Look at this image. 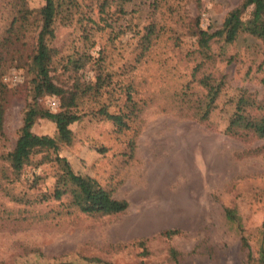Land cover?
Masks as SVG:
<instances>
[{
    "label": "rangeland",
    "instance_id": "rangeland-1",
    "mask_svg": "<svg viewBox=\"0 0 264 264\" xmlns=\"http://www.w3.org/2000/svg\"><path fill=\"white\" fill-rule=\"evenodd\" d=\"M71 1L68 22L56 19L50 42L53 82L69 87L68 61L83 53L91 60L78 72L80 80L95 82L101 61L111 82L99 95L81 99L78 110L84 116L70 126L73 140L57 154L74 172L126 200L128 208L117 215H88L71 207L67 196L53 199L52 151L32 155L19 174L2 159L14 148L32 103L26 55L38 28L30 26L22 34L23 59L5 56L0 79L6 100L0 132V264H246L241 239L255 257L264 223V139L230 136L225 128L239 90L264 101V66L257 70L262 41L248 35L230 45L213 40V58L207 61L190 34L194 25L219 29L241 0H132L112 4L104 18L98 0ZM23 2L33 17L45 0ZM15 3L0 0V40L16 16ZM149 25L155 35L141 54ZM221 77L223 92L209 119L200 122L182 99H207ZM129 85L138 111L119 131L96 113L102 106L110 113L127 111ZM38 105L56 113L60 99L41 97ZM55 131L44 118L32 127L40 136L53 137ZM226 209L235 210L239 225L226 219ZM170 229L179 233L159 235Z\"/></svg>",
    "mask_w": 264,
    "mask_h": 264
},
{
    "label": "trees",
    "instance_id": "trees-1",
    "mask_svg": "<svg viewBox=\"0 0 264 264\" xmlns=\"http://www.w3.org/2000/svg\"><path fill=\"white\" fill-rule=\"evenodd\" d=\"M16 16L6 35L0 40V79L3 73L4 57L9 55L18 61L23 59L20 48L26 43L22 39L23 31L30 26L38 28V34L34 46L27 53L26 66L28 73L32 75V103L24 112L22 126L20 127L14 148L3 154L2 159L7 162L12 173L19 174L25 165L29 163L32 155L42 152L52 151L55 156L57 179L52 193V198L60 200L62 197L69 198V205L81 213L88 215H117L125 212L128 208L126 200L113 198L110 191L105 190L93 178L80 175L73 171L70 163L57 153L61 145H69L73 140L70 126L82 119L84 114L78 110L81 99L87 95H99L103 86L110 85L111 77L103 73V67L96 66L95 82H82L78 72L86 67L91 60L88 53L78 55V58L70 59L72 75L69 87H61L53 82L51 71L54 57V50L50 47V42L54 38V25L56 19L60 18L66 23L69 20L70 10L74 8L71 0H45L44 5L37 11L35 16L25 6L23 0H14ZM132 0H98L97 8L102 18L106 15L107 8L112 4L125 5ZM200 1V0H198ZM119 10H122L120 8ZM250 10L246 19L241 17L244 11ZM190 31L196 37L198 52L207 61L213 58L211 54V42L221 41L224 45H230L242 35L262 41L260 50L261 63L257 70L261 71L264 66V0H241L240 5L227 13L221 27L209 32L198 25ZM141 44V54L149 49L155 35L154 25L145 28ZM86 34H88L85 31ZM87 39V37H86ZM224 54L222 53L223 56ZM100 57L98 60H101ZM225 77H221L213 85L207 99L186 97L182 103L191 108L194 118L200 122H206L210 114L214 111L216 101L225 87ZM260 82L264 85V73ZM107 85V86H108ZM133 87L128 86L126 91V101L124 108L127 110L120 113H110L106 106H102L96 114L112 122L119 131L127 129L132 117L138 111L137 104L131 95ZM56 96L60 99V110L56 113L44 110L39 107L38 100L41 97ZM5 86L0 81V132L2 130L5 111ZM231 113L228 119L225 133L230 136H248L264 139V101L258 100L253 94L246 90H239L231 99ZM38 118H44L55 125V136H40L32 132V127ZM44 196V199H47ZM226 219L239 225V220L234 209L225 210ZM179 230L170 229L159 233L161 237L172 238ZM260 244L256 256L252 255L250 245L245 237H242V245L247 250L246 264H264V223L260 230ZM144 246V241L140 242ZM106 264V263H104Z\"/></svg>",
    "mask_w": 264,
    "mask_h": 264
},
{
    "label": "built area",
    "instance_id": "built-area-1",
    "mask_svg": "<svg viewBox=\"0 0 264 264\" xmlns=\"http://www.w3.org/2000/svg\"><path fill=\"white\" fill-rule=\"evenodd\" d=\"M55 105H56L55 102H51V103H50V106H52V107H54Z\"/></svg>",
    "mask_w": 264,
    "mask_h": 264
}]
</instances>
